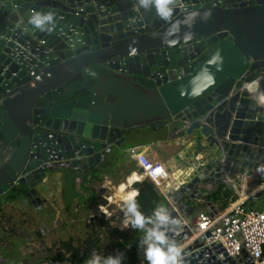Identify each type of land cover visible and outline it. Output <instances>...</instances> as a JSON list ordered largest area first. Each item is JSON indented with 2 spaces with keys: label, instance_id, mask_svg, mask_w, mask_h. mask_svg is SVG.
<instances>
[{
  "label": "water",
  "instance_id": "95a60500",
  "mask_svg": "<svg viewBox=\"0 0 264 264\" xmlns=\"http://www.w3.org/2000/svg\"><path fill=\"white\" fill-rule=\"evenodd\" d=\"M173 7L165 20L138 0H0V197L19 185L34 197L61 164L86 176L147 124L179 122L193 139L172 157L173 203L264 173V113L252 97L264 88V0ZM36 12L53 14L52 31L29 23ZM168 212L180 221L168 236L181 264L229 262L216 260L219 245L190 241Z\"/></svg>",
  "mask_w": 264,
  "mask_h": 264
},
{
  "label": "rangeland",
  "instance_id": "374dc122",
  "mask_svg": "<svg viewBox=\"0 0 264 264\" xmlns=\"http://www.w3.org/2000/svg\"><path fill=\"white\" fill-rule=\"evenodd\" d=\"M128 145L117 147V151H113L105 159V171L100 178L89 181L84 185L85 188L92 187L99 197L109 198L116 186L125 183L130 175L129 171L137 169L133 161L123 156L125 155L123 151ZM120 156L123 157L116 163L115 160ZM135 173H138V169ZM47 174L51 175L50 179L44 182L41 189L35 187L34 197L19 195L15 200L7 202L2 197L0 198V264H38L44 259L52 258L53 255L64 253L61 249L62 242L72 240L73 244L77 245L90 232L86 228L89 213L96 211L95 217L99 219L98 202L87 199V193H84L83 197L80 192H76L75 182L79 178L76 173L68 168L50 167L47 169ZM74 176H76L75 180H73ZM73 194L75 195L72 196ZM107 205L109 212L115 216L113 220H108L109 226L107 227L112 230L116 226H121L122 205L108 201ZM247 205L257 210L264 209V189ZM189 206L194 207L195 214L197 211L211 214L218 210L220 202H211L206 207H201L202 205L196 200H189ZM100 217L105 220L103 215ZM93 224L92 222L91 226ZM110 229L105 232L98 231L97 238L101 248L99 255L103 257L120 252L124 254V264H126L131 246H121V240L117 235L114 237L108 235ZM65 256L69 257V255ZM143 260L142 249L137 247L134 264H143Z\"/></svg>",
  "mask_w": 264,
  "mask_h": 264
},
{
  "label": "built area",
  "instance_id": "2783aa9c",
  "mask_svg": "<svg viewBox=\"0 0 264 264\" xmlns=\"http://www.w3.org/2000/svg\"><path fill=\"white\" fill-rule=\"evenodd\" d=\"M128 152L142 170L140 176L143 175L144 179L149 180L154 185L156 191L160 193L159 195L176 212L181 220V225L186 226L185 233L190 241L200 242V249H212L213 246L219 245L221 251L215 258L221 261L223 256H227L229 258L227 264H264V209L257 210L246 207L237 198L222 210H217L211 214L201 212L194 219H190L189 215H182L177 209L178 206L173 205L167 196L170 187L176 188L173 183L169 184L173 174L171 170H177L180 164L175 162L173 158L165 164L149 163L135 152V148H130ZM246 181L242 180L241 185H244ZM164 184L166 185L164 186ZM230 187L238 195L236 185L230 184ZM105 200L109 202V198H105ZM107 206L98 207V217L103 215L105 220H113L115 216L109 212ZM121 213L123 215L122 221H120L122 226L125 217L123 212ZM95 216L91 215L88 222L90 223ZM121 226H116V228L118 227L119 231H123L120 229ZM206 262L213 264V261L209 259ZM38 264H76V261L69 257L63 259L48 258Z\"/></svg>",
  "mask_w": 264,
  "mask_h": 264
},
{
  "label": "clouds",
  "instance_id": "9594fccd",
  "mask_svg": "<svg viewBox=\"0 0 264 264\" xmlns=\"http://www.w3.org/2000/svg\"><path fill=\"white\" fill-rule=\"evenodd\" d=\"M138 4L145 10L154 9L156 15L162 19H169L175 8L176 0H138ZM198 13H191L194 19ZM207 15H210L207 14ZM207 15L205 18H207ZM29 23L39 30L52 31L54 20L52 13L41 14L36 12L29 17ZM258 85V81H253L245 85V88L250 91L253 85ZM261 103H264V97H254ZM159 171V169H158ZM139 195L138 192H131L122 197L123 205L122 212L124 221L121 230L131 227L132 229L141 231L143 235L137 241L138 249H142L143 258L147 264H181V255L179 246L168 236L170 226H179L178 219L171 218L168 210L164 206H157L153 209L151 216L146 217L141 211L135 199ZM151 225V227H148ZM124 254L117 252L107 256H100L95 252L87 261V264H124Z\"/></svg>",
  "mask_w": 264,
  "mask_h": 264
},
{
  "label": "trees",
  "instance_id": "16d2710c",
  "mask_svg": "<svg viewBox=\"0 0 264 264\" xmlns=\"http://www.w3.org/2000/svg\"><path fill=\"white\" fill-rule=\"evenodd\" d=\"M105 167V163H101L97 169H94L93 171L89 172L86 176L82 177L83 183L81 184V190L87 193V199L96 200L98 202V205L100 206L107 205V201L105 200V198L99 197L94 188H85L84 185H86V183H88L89 181L99 179L100 175L105 171ZM75 178L76 176H74L73 180H75ZM262 182H264V173L260 174L256 179V183ZM27 192L28 189L26 186L19 185L1 197L5 201H13L17 197H19V195H26ZM137 192L139 193V195H137L135 199L140 207V211L146 217H150L153 209L157 206L166 207L168 205L166 200L158 194L154 185L147 179H144L139 183ZM177 196L178 195L175 194L174 198ZM236 199L237 195L234 193L233 189L227 184H220L214 186L213 190L208 192L204 197L205 201L220 202L218 210L224 209L228 204L234 202ZM174 203L177 206L180 204H184L187 207H191V211L194 208L192 206H189V200L185 195L179 196L178 200ZM92 222L94 223L93 226H91ZM107 226H109V222L107 220H104L103 217H99L98 220L96 217L92 218L91 222H88L86 224V228L90 231L87 234L86 238L77 245L73 244L72 240L62 242L61 249L64 253L53 255L52 258L63 259L66 258L65 255H69V258L76 261V264H87V261L94 252L98 255L101 253V248L99 246V240L97 238V235L98 231H109L110 227ZM150 226L151 225H148V227ZM108 235L110 237H114L115 235H117V237L121 240V246H131L126 264H134L137 248L136 243L143 235V233L141 231L128 227L123 231H119L117 228L112 230L110 229ZM143 264H147V262L143 260Z\"/></svg>",
  "mask_w": 264,
  "mask_h": 264
},
{
  "label": "crops",
  "instance_id": "0c3cea01",
  "mask_svg": "<svg viewBox=\"0 0 264 264\" xmlns=\"http://www.w3.org/2000/svg\"><path fill=\"white\" fill-rule=\"evenodd\" d=\"M182 130V124L179 122H169V123H164L160 124V126L156 127L153 124H147L144 126H141L139 128L133 129L132 132L128 131L125 135V145L129 144L128 147L123 151L125 152L123 156H126L128 159L133 161L134 166L137 167L138 171L140 168L138 167L136 161L132 159L129 155L128 150L130 148H135V152L140 156L145 158V160L149 163H161L165 164L167 161H170V159L178 152V150L186 145V144H191L192 146V137L190 140H185ZM117 147L115 146H110L107 148L103 153H102V159L101 163H104L105 159L110 156L113 151H117ZM123 156H120L115 160V162H119ZM99 164V165H100ZM99 165L95 168L97 169ZM57 168H68L71 170V172L76 173L79 178H77L75 182V189L77 193H81V195L84 197V193L81 190V184L83 183V175L79 169H70L68 166H65L63 164L59 166H55ZM54 168V167H53ZM136 168L131 169L129 171V174H134L137 171ZM137 174V173H136ZM55 175H58V173H55ZM141 174L138 173V176ZM53 176V174H52ZM51 175L46 176V178L42 181L41 184H39L36 188L41 189L43 187L44 182L48 179H50ZM141 182V181H140ZM87 184V183H86ZM105 187V186H104ZM35 188V189H36ZM213 186L211 185H204L199 188L203 192L202 198L200 200H196V202L200 203L202 206L201 207H206V205L210 204L211 202H206L204 200L205 195L213 190ZM264 189V182L262 183H256V179L247 181L244 183V185H241L239 189H237V198L239 202H242L244 206L250 207L247 205V203L253 199L258 197ZM137 192V191H136ZM158 192V191H157ZM158 194H160L158 192ZM73 194L72 196H74ZM1 198V197H0ZM75 198V197H74ZM75 200V199H74ZM74 200L72 202H74ZM80 201V200H79ZM7 202V201H6ZM173 205H176L175 203L171 202ZM168 205L166 206V209L168 210L170 207V204L167 203ZM98 207L100 205H97ZM2 207V206H1ZM62 207V206H61ZM208 207V206H207ZM68 208V206H67ZM189 208V218L194 219L198 213H201L203 211H197L196 214L194 213V208L191 211V207ZM122 212V210H120ZM96 211L93 213H89L88 217L91 215H96ZM192 214H195L192 216ZM58 216V215H57ZM88 222V221H87ZM151 227V226H150ZM115 252L117 250H114ZM114 252V253H115ZM143 253V251H142Z\"/></svg>",
  "mask_w": 264,
  "mask_h": 264
},
{
  "label": "bare ground",
  "instance_id": "6f19581e",
  "mask_svg": "<svg viewBox=\"0 0 264 264\" xmlns=\"http://www.w3.org/2000/svg\"><path fill=\"white\" fill-rule=\"evenodd\" d=\"M263 84H264V81H263ZM252 97L254 101L256 102V104L258 105V107L260 108V110L264 113V103H261L258 99L254 98V97H264V88L262 90H258L255 94L252 95ZM137 174H130L126 178L125 183H121L113 189V193L111 194V196H109L110 203L123 205L122 197L124 195H127L128 193L136 192V190H133L131 188V184L136 181L139 182V181L144 180L143 175L138 176Z\"/></svg>",
  "mask_w": 264,
  "mask_h": 264
}]
</instances>
